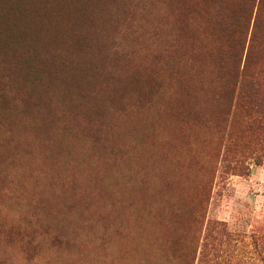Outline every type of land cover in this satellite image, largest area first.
Masks as SVG:
<instances>
[{
  "label": "rangeland",
  "instance_id": "rangeland-1",
  "mask_svg": "<svg viewBox=\"0 0 264 264\" xmlns=\"http://www.w3.org/2000/svg\"><path fill=\"white\" fill-rule=\"evenodd\" d=\"M206 1L0 0V264H264V50Z\"/></svg>",
  "mask_w": 264,
  "mask_h": 264
},
{
  "label": "trees",
  "instance_id": "trees-1",
  "mask_svg": "<svg viewBox=\"0 0 264 264\" xmlns=\"http://www.w3.org/2000/svg\"><path fill=\"white\" fill-rule=\"evenodd\" d=\"M206 2H211V0H207ZM250 2L251 1L242 2V0H229L228 2L223 1L220 6V10L224 13V17L229 19L223 27L228 29L229 32L227 34L231 42L234 44V47L241 48L242 54L248 52V43H254L256 46L260 45L261 49L264 50V0H259L255 3L257 6L251 9ZM141 4H139V6H141ZM243 5L246 6V8H244ZM82 37L83 39L81 41H77L78 46L82 48L81 51L85 48L90 49L91 47H96V45L91 42L89 34H83ZM226 45L227 43L225 42V46ZM101 50L102 49H100V51ZM226 53L225 51V55ZM99 58H104V64L110 65V63H106V61L110 59H105L108 58V56L104 57L102 52L98 54L97 59ZM108 67H105V69ZM106 72H110V69L105 70L104 75H107ZM0 87V89L3 88V83L1 81ZM87 94L91 95L89 92H87Z\"/></svg>",
  "mask_w": 264,
  "mask_h": 264
}]
</instances>
